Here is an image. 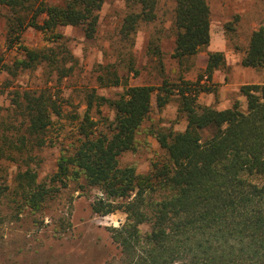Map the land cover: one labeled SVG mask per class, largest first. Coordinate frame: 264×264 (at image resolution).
Here are the masks:
<instances>
[{"label":"trees","instance_id":"1","mask_svg":"<svg viewBox=\"0 0 264 264\" xmlns=\"http://www.w3.org/2000/svg\"><path fill=\"white\" fill-rule=\"evenodd\" d=\"M160 1L127 0L129 10L119 34L132 38L131 46L142 24L159 19ZM103 4L104 0L61 4L0 0V16L6 19L7 29L0 70L15 77L20 71L43 65L59 79L69 76L78 61L60 29L81 27L87 39L96 38ZM173 5L172 56L182 61L209 46L212 10L209 0H173ZM29 28L39 33L42 45L25 41ZM158 50L159 46L149 48ZM7 55L12 57L10 61ZM225 64L224 52H210L207 79L212 80ZM241 64L264 67V25L251 32ZM134 69L131 65L130 70ZM109 76H98L99 84L123 83L116 70ZM124 85L117 98L88 91L84 115L74 114L66 125L56 122L64 111L59 95L52 90L13 93L11 117L21 116L22 127H7L16 130L3 135L0 159H10L15 152L31 153L34 147L62 145L58 170L50 183L39 182L30 166L33 159L25 160L27 168L14 179L21 205L40 210L69 180L83 189L97 187L101 195L91 204L94 213L126 214L124 224L110 229L119 248L118 259L104 264H264V83L243 84L240 93L245 102L236 100L225 109L199 102L201 93L212 91L199 82ZM155 92L159 109L173 96L178 98V114L187 125L183 131H157L166 158L155 161L147 173H138L134 165L121 166L120 157L135 148L136 135L152 111ZM105 105L114 110L110 122L92 114L94 108L101 114ZM65 126L70 134L64 135L67 140H60ZM254 177L262 181L257 183ZM145 225L148 230H143Z\"/></svg>","mask_w":264,"mask_h":264},{"label":"rangeland","instance_id":"2","mask_svg":"<svg viewBox=\"0 0 264 264\" xmlns=\"http://www.w3.org/2000/svg\"><path fill=\"white\" fill-rule=\"evenodd\" d=\"M65 1L48 0L50 4ZM209 3L212 10L211 42L197 55L182 61L172 56L175 49V34L171 28L173 0L160 1L159 19L139 27L133 46L132 38H122L119 34L120 23L129 10L127 0H104L99 31L94 39H87L81 27L61 28L78 61L69 76L59 79L43 65L20 71L15 77L0 70V144L5 133L10 135L16 127H22L21 116L11 117L16 90H52L59 95L58 102L64 111V117H56V122L65 125L72 121L74 114L84 115L88 91L117 98L125 89L124 82L159 86L166 80L176 86L188 80L212 88V91L199 95L202 104L225 109L236 100L244 103L240 87L248 83H264V67H244L239 61L253 29L264 25V0H209ZM25 41L30 45H42L39 33L33 28L26 30ZM2 44L0 39V51ZM157 46L158 52L149 51L150 47ZM210 50L224 52L226 57L225 66L218 69L216 81L205 75ZM11 59L7 55V60ZM112 64L115 67H111ZM131 65L134 70H130ZM114 70L123 83L101 86L98 76H109ZM156 94L152 111L136 135L135 148L120 157L121 166L134 165L138 173H147L155 161L166 158L167 154L156 137L157 131H183L187 125L185 118L178 114V98L173 96L166 107L159 109ZM92 114L98 119L105 117L108 122L115 115L108 105L102 107L101 114L95 108ZM10 124L16 127L7 128ZM69 132L65 126L60 132V140H67L64 135ZM61 150L62 145L58 142L34 147L31 153L15 152L10 159H0V264H104L107 260L118 259L119 248L111 238L110 229L124 224L126 214L123 211L107 215L94 213L91 204L101 195L97 187L85 186L83 189L80 183L69 180L68 186L61 187L49 197L40 210L21 205L20 195L17 196L14 190V179L19 171L27 168L25 160L33 159L30 166L37 172L39 182L50 183L58 170ZM253 180L262 181L261 177ZM142 228L149 229L147 225Z\"/></svg>","mask_w":264,"mask_h":264},{"label":"crops","instance_id":"3","mask_svg":"<svg viewBox=\"0 0 264 264\" xmlns=\"http://www.w3.org/2000/svg\"><path fill=\"white\" fill-rule=\"evenodd\" d=\"M62 28H64V27H62ZM6 31H7V29H6V19H5L4 17L0 16V39H1L2 43L4 42L5 35H6ZM210 51L212 52V50H210ZM213 51H214V50H213ZM243 56H244V55H243ZM243 56H241L240 59H239L240 63H241V60H242ZM207 62H208V61H207ZM229 64H230V63H229V61H228V59H227V65H229ZM206 66H207V64H206ZM219 71H220V70H216L215 73L213 74L212 79H213L214 81H216V79H217V77H218V73H219ZM245 72H246V71H245ZM200 97H202V96H199V100H200ZM209 104H211V103H209Z\"/></svg>","mask_w":264,"mask_h":264}]
</instances>
